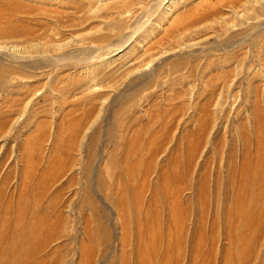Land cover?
<instances>
[{"label": "rangeland", "instance_id": "1", "mask_svg": "<svg viewBox=\"0 0 264 264\" xmlns=\"http://www.w3.org/2000/svg\"><path fill=\"white\" fill-rule=\"evenodd\" d=\"M170 1L0 0V264H264V9Z\"/></svg>", "mask_w": 264, "mask_h": 264}, {"label": "bare ground", "instance_id": "2", "mask_svg": "<svg viewBox=\"0 0 264 264\" xmlns=\"http://www.w3.org/2000/svg\"><path fill=\"white\" fill-rule=\"evenodd\" d=\"M221 1V0H220ZM160 2V1H159ZM252 2V4L253 5H255V2H260L259 4H258V6H259V12H256L255 11V14H254V17H257V15L260 13V11L262 10V9H264V0H227V2L226 3H224L225 5H226V7H228V9H229V11H231V13L233 14V16H234V18L232 19V23H235L236 21H233V20H236L237 19V17H239V18H242L243 19V17H244V13H240V12H242V11H244L245 13H247L248 12V10L249 9H244L245 7H246V4H249L250 5V3ZM172 3H174V0H171L170 1V4H172ZM248 5V6H249ZM208 6H210V5H208ZM240 7V9H238ZM195 8H197V7H195ZM206 8V7H205ZM243 10H242V9ZM209 9V8H208ZM207 9V10H208ZM203 10H205V9H203ZM252 10H254V9H252ZM146 11V10H145ZM152 11V10H151ZM209 11H210V9H209ZM215 11V10H214ZM147 12V11H146ZM202 12V11H201ZM201 12H199V13H201ZM217 12V11H216ZM224 12V11H223ZM150 13V12H149ZM207 13V11H203V13L202 14H199V16L201 15V16H203L204 14H206ZM253 13V12H252ZM215 13H213V15H214ZM147 15H148V12H147ZM212 15V16H213ZM217 15V14H216ZM226 15V14H225ZM225 15H223V14H219L217 17H221V19H226L227 18V16H226V18H224L225 17ZM229 15V14H228ZM247 16H248V13H247ZM246 15H245V17H247ZM186 17V16H185ZM207 17V16H206ZM216 16H214V18H215ZM248 17H250V16H248ZM146 18H147V16H146ZM213 18V19H214ZM144 19V18H143ZM142 19V20H143ZM182 19V18H181ZM200 19V17L198 18H196V20L198 21ZM220 19V20H221ZM227 19H229V18H227ZM226 19V20H227ZM242 19H237L238 21L239 20H242ZM195 20V19H194ZM83 21V19H80L79 21H77V22H79V23H81ZM146 20H144L143 22H145ZM178 21H179V19H178ZM222 21V20H221ZM237 21V22H238ZM140 22V21H139ZM176 22H177V20H176ZM215 22H216V20H215ZM224 22V21H223ZM242 22V21H241ZM240 22V25L242 24ZM181 24H179V25H181V28H182V30L181 31H184V30H189V28H187V24L185 23V20L184 21H181L180 22ZM190 23V22H189ZM213 23V22H212ZM218 23V22H217ZM225 23V22H224ZM73 24V23H72ZM176 24V23H175ZM191 24V23H190ZM192 25H193V23H192ZM220 25V24H219ZM224 25V24H223ZM218 26V25H217ZM224 26H227V23H226V25H224ZM229 26V25H228ZM175 27V26H174ZM180 27V26H179ZM221 27V26H220ZM137 29L139 28L138 26L136 27ZM219 28V27H218ZM136 29V30H137ZM180 29V28H179ZM191 30V29H190ZM227 30H228V28H227ZM134 32H136V31H134ZM133 32V33H134ZM138 32V31H137ZM178 32V31H177ZM180 33V32H179ZM177 38H178V36H177ZM40 41V40H39ZM228 42V41H227ZM25 43V42H24ZM239 43V42H238ZM241 43V42H240ZM31 44V43H30ZM38 44H39V47H38ZM38 44H31V46H23V47H20V52H21V50H23V53H26V52H28V51H30V50H32L33 48L36 50V51H44V49L46 50V51H48V50H51L50 48L48 49L47 48V46L49 45V44H51V42H49L48 40H46L44 43H38ZM1 45V44H0ZM28 45V44H27ZM57 45V44H56ZM2 46V45H1ZM50 46V45H49ZM48 46V47H49ZM181 46V45H180ZM3 47V46H2ZM30 47L32 48V49H30ZM14 48H16V47H14ZM51 48H52V45H51ZM53 49V48H52ZM15 50V49H14ZM45 53V52H44ZM150 55V54H149ZM147 57V56H146ZM159 58V57H158ZM44 59V58H43ZM56 59V58H55ZM140 61V60H139ZM140 64V63H139ZM146 64V63H145ZM147 66V65H146ZM138 69H139V67H138ZM229 69V68H228ZM132 70V69H131ZM24 112V111H23Z\"/></svg>", "mask_w": 264, "mask_h": 264}]
</instances>
